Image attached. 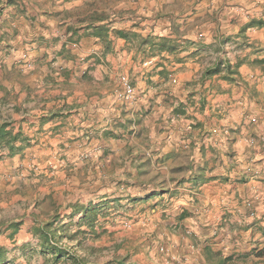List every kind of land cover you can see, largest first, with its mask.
Returning a JSON list of instances; mask_svg holds the SVG:
<instances>
[{"label":"clouds","instance_id":"1","mask_svg":"<svg viewBox=\"0 0 264 264\" xmlns=\"http://www.w3.org/2000/svg\"><path fill=\"white\" fill-rule=\"evenodd\" d=\"M0 264H264V0H0Z\"/></svg>","mask_w":264,"mask_h":264},{"label":"crops","instance_id":"2","mask_svg":"<svg viewBox=\"0 0 264 264\" xmlns=\"http://www.w3.org/2000/svg\"><path fill=\"white\" fill-rule=\"evenodd\" d=\"M190 70H192V71H195V69H194V68H191Z\"/></svg>","mask_w":264,"mask_h":264}]
</instances>
